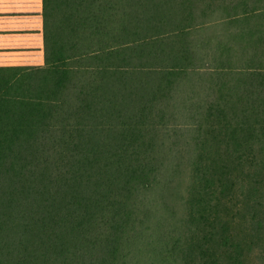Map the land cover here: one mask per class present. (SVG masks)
Segmentation results:
<instances>
[{"label": "trees", "instance_id": "16d2710c", "mask_svg": "<svg viewBox=\"0 0 264 264\" xmlns=\"http://www.w3.org/2000/svg\"><path fill=\"white\" fill-rule=\"evenodd\" d=\"M41 5L42 65L0 67V264H264V204L250 193L264 186V18L246 10L238 51L212 68L195 34L234 9L223 1ZM203 72L221 95L202 94ZM190 83L193 145L176 126ZM232 185L235 236L216 210Z\"/></svg>", "mask_w": 264, "mask_h": 264}, {"label": "rangeland", "instance_id": "374dc122", "mask_svg": "<svg viewBox=\"0 0 264 264\" xmlns=\"http://www.w3.org/2000/svg\"><path fill=\"white\" fill-rule=\"evenodd\" d=\"M220 1H223L225 5H228V7H234V9H227V8L223 9L225 8L223 6L218 7L217 9H213L214 11L212 10L213 12H210V14L204 20V24H205L204 29L200 30L195 34L196 39L199 41V47L202 49L203 55H205V58L208 57V59L211 61V63H208L207 65H209L212 68L220 67L217 62L212 61L213 59H218V60L232 59V56H230L228 53L230 51L235 50V48H237L238 51V38L241 36L242 33L246 32V28L244 27L242 29H239V25L240 26L242 25L238 23V20L243 17L242 15L246 10L254 9L253 13L255 14L256 17L251 21L252 23H256L262 18H264V0H261L259 4H255L250 7L239 6L238 0H220ZM258 23L260 24L264 23V19ZM249 24L250 22L246 23V25ZM215 54H217L216 57ZM203 73L205 74L203 75V80L197 79L199 85L202 87V90L204 92L202 94H204L205 97L209 93L221 95L222 90L221 91L211 90V84L213 82L212 79L214 77V75L212 74L214 73L211 72L209 73L203 72ZM197 87L193 89V83H190L183 91H181L186 93H180V94L178 93L176 100L179 111L178 116L180 117L178 119V125L176 126H178L177 128H182L185 134V139L188 140L190 136V140H189L190 144H192L191 136L193 135V131H192L193 122L191 120L189 111L192 103L195 100L194 97L196 96V93H194V91L197 89ZM212 131H213L212 129H208L207 135L204 139V143L206 147L210 150L211 156H216L217 155L216 144L212 139L208 138L209 134ZM196 142H198V140H196ZM195 153H196L195 150H193L192 151L193 158H196V156H194ZM203 153H205V151H203ZM201 161H202L201 162L202 165L200 166L199 171L204 172L205 180L212 181V183H214L217 177L215 172V177L214 179L212 178L213 166L211 165V163L208 164L204 160ZM184 180L185 182L189 183L190 186L191 184H194V182H197L198 179L196 175H190L189 172H186V174L184 175ZM217 184L214 183V185L207 187V190L209 189V192L213 197H216L218 191L220 190ZM183 188L185 187L183 186ZM242 192L243 191L240 192V189L236 185H232L231 188L230 186L224 187L223 193L226 194L227 196H221L220 200L223 201V198H226L227 200H225L224 202L228 204L222 206L223 207L222 209H220L219 207L216 209L218 214L219 213L221 214L222 220L224 222H228L229 224H231V226L233 227L231 233L234 236L238 235V232L242 231V227H241L242 225L237 227V223L239 220L236 214V211L238 209V203H236L235 201V196L239 193L237 197L240 199L239 195H241ZM250 193L257 194L259 197V202L264 204V186L263 188L258 186L255 189L252 190L250 189ZM188 195L189 193L187 191L184 192V196H188ZM226 207H229V209L223 210L226 209ZM232 210H234V215L232 214ZM157 212L159 213L156 217L155 223H157L158 226L159 222L162 221L163 218H166V216L163 213L162 208L160 210L158 209ZM262 217H264V209L259 215V218ZM170 220L171 219H168V223L171 224V226H174V224ZM184 230L189 231L186 228V225H184ZM189 235H190L189 233H185L182 236L183 242L185 240V237ZM160 264H164L162 258Z\"/></svg>", "mask_w": 264, "mask_h": 264}, {"label": "crops", "instance_id": "0c3cea01", "mask_svg": "<svg viewBox=\"0 0 264 264\" xmlns=\"http://www.w3.org/2000/svg\"><path fill=\"white\" fill-rule=\"evenodd\" d=\"M41 0H0V67L43 63Z\"/></svg>", "mask_w": 264, "mask_h": 264}]
</instances>
